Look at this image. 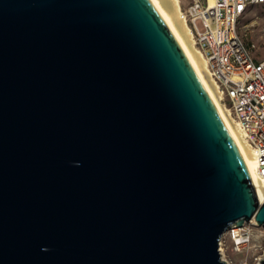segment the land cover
Here are the masks:
<instances>
[{
	"label": "water",
	"instance_id": "95a60500",
	"mask_svg": "<svg viewBox=\"0 0 264 264\" xmlns=\"http://www.w3.org/2000/svg\"><path fill=\"white\" fill-rule=\"evenodd\" d=\"M252 216L241 148L148 0H0V264H227L219 236Z\"/></svg>",
	"mask_w": 264,
	"mask_h": 264
},
{
	"label": "built area",
	"instance_id": "2783aa9c",
	"mask_svg": "<svg viewBox=\"0 0 264 264\" xmlns=\"http://www.w3.org/2000/svg\"><path fill=\"white\" fill-rule=\"evenodd\" d=\"M262 3L264 0H191L180 7V17L189 25L221 100L252 149L257 174L264 181V58L253 57L237 29L239 18L252 5ZM197 19H201L202 29ZM249 224L233 223L219 236L218 249L227 264H234L225 253L229 242L235 251L250 247ZM240 264H248V260L242 259Z\"/></svg>",
	"mask_w": 264,
	"mask_h": 264
},
{
	"label": "bare ground",
	"instance_id": "6f19581e",
	"mask_svg": "<svg viewBox=\"0 0 264 264\" xmlns=\"http://www.w3.org/2000/svg\"><path fill=\"white\" fill-rule=\"evenodd\" d=\"M148 1L174 38L191 69H193L198 75L202 85L207 90L228 129L235 136L248 163L256 197L258 201L261 202L264 200V181H262L257 174L253 151L245 142L240 128L230 114L227 106H225L221 100L220 91L208 71L203 53L194 42L189 25L180 17V0ZM247 222L259 225L253 216Z\"/></svg>",
	"mask_w": 264,
	"mask_h": 264
},
{
	"label": "rangeland",
	"instance_id": "374dc122",
	"mask_svg": "<svg viewBox=\"0 0 264 264\" xmlns=\"http://www.w3.org/2000/svg\"><path fill=\"white\" fill-rule=\"evenodd\" d=\"M187 1H180V7ZM199 29L203 28L201 19L196 20ZM241 37L254 58H264V3L254 4L242 15L237 24ZM252 230L250 247L244 251H235L227 246L225 253L234 264H240L242 259L248 260V264H260L264 259V226L249 224ZM254 256L259 259H254Z\"/></svg>",
	"mask_w": 264,
	"mask_h": 264
},
{
	"label": "crops",
	"instance_id": "0c3cea01",
	"mask_svg": "<svg viewBox=\"0 0 264 264\" xmlns=\"http://www.w3.org/2000/svg\"><path fill=\"white\" fill-rule=\"evenodd\" d=\"M180 1H187V2L185 3V4H187V3L190 2L191 0H180ZM185 4H184V5H185Z\"/></svg>",
	"mask_w": 264,
	"mask_h": 264
}]
</instances>
